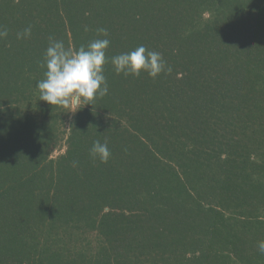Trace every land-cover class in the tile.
<instances>
[{"label": "trees", "instance_id": "16d2710c", "mask_svg": "<svg viewBox=\"0 0 264 264\" xmlns=\"http://www.w3.org/2000/svg\"><path fill=\"white\" fill-rule=\"evenodd\" d=\"M0 26V264H264V0H0ZM50 38L108 39V93L40 100ZM141 45L171 73L117 74Z\"/></svg>", "mask_w": 264, "mask_h": 264}, {"label": "clouds", "instance_id": "9594fccd", "mask_svg": "<svg viewBox=\"0 0 264 264\" xmlns=\"http://www.w3.org/2000/svg\"><path fill=\"white\" fill-rule=\"evenodd\" d=\"M98 31L107 36L106 29ZM31 28L18 33V38L29 36ZM8 30L0 26V38L7 37ZM110 41L108 39H96L87 46L81 45L78 50L66 48L63 41L50 38L41 67L46 68L44 78L36 84L40 93V100L50 105L62 107H74L81 99L86 104L97 96L103 97L108 93V85L104 72V65L109 61L106 49ZM117 74L139 76L141 72H147L155 78L162 72L171 73V67L166 66L161 53L150 51L141 45L135 50L121 53L110 58ZM89 155L99 158L101 163H107L111 151L107 142L95 140L89 150ZM258 249L264 253V241L258 242Z\"/></svg>", "mask_w": 264, "mask_h": 264}, {"label": "rangeland", "instance_id": "374dc122", "mask_svg": "<svg viewBox=\"0 0 264 264\" xmlns=\"http://www.w3.org/2000/svg\"><path fill=\"white\" fill-rule=\"evenodd\" d=\"M63 150H64V148H63V146H62V148H59L58 150H55V151L53 152V156H55V155H57V154H59V153H62Z\"/></svg>", "mask_w": 264, "mask_h": 264}]
</instances>
